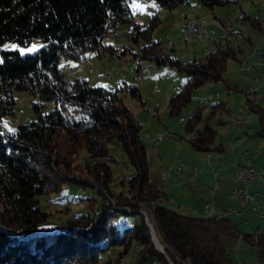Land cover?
<instances>
[{"label": "trees", "instance_id": "obj_1", "mask_svg": "<svg viewBox=\"0 0 264 264\" xmlns=\"http://www.w3.org/2000/svg\"><path fill=\"white\" fill-rule=\"evenodd\" d=\"M154 1L169 10L184 3ZM232 1L198 0L200 6L210 8ZM129 2L0 0V264H120L134 246L138 247L135 260L145 264L231 262L223 239L237 236L236 222L227 216L184 214L162 203L166 194L149 175L148 151L140 136L143 124L123 98L129 94L141 100L138 86L121 81L107 88L79 75L69 78L59 65L63 55L85 60L90 50L98 57L112 53L116 47L104 38L128 24L129 52L135 58L170 65L186 74L167 103L172 117L181 115L202 83L222 82L228 91L243 90L225 76L228 60L239 61L240 47L227 42L200 59L182 60L167 53L153 36L157 16L142 27L134 22ZM245 18L262 31L260 16L244 12ZM35 38L42 46L32 54L22 55L5 46L7 42L25 46ZM135 45L138 50H131ZM15 90L32 95L35 119L6 133L2 121L15 113ZM47 103L54 105L49 111L44 110ZM245 104L264 123L262 108L249 97ZM223 114H232L224 100L198 103L186 115L187 135L179 139L195 151L208 153L217 136L214 125L227 121ZM114 142L133 168L132 174L120 180L127 189L117 193L112 189L108 156ZM82 150L88 160L75 163ZM76 168L81 176H74ZM69 183L91 188L102 201L96 208L53 224L40 198L61 192ZM105 193L114 196V204L105 201ZM142 210L148 212L164 253L156 249ZM121 215L125 220L114 221ZM263 241L260 236L259 242Z\"/></svg>", "mask_w": 264, "mask_h": 264}, {"label": "rangeland", "instance_id": "obj_2", "mask_svg": "<svg viewBox=\"0 0 264 264\" xmlns=\"http://www.w3.org/2000/svg\"><path fill=\"white\" fill-rule=\"evenodd\" d=\"M129 4L133 9L134 22L142 27L149 24L155 15L157 16L159 21L153 29V36L165 47L167 53L175 54L182 60L194 57L200 59L216 46H225L227 42H232L234 46L242 47L247 52L250 46V43L247 42L248 38L253 40L255 47L264 52L262 26L264 22L261 19L264 17V0H234L227 5L214 6L213 8L200 6L198 0H184L183 4L171 10L160 7L154 0H130ZM243 12L252 16L257 14L260 16L261 32L251 25L248 18L242 19ZM190 23L195 25L193 27L195 33L189 32L187 29ZM201 25L203 27L199 31L198 26ZM130 26L128 24L122 25L116 32L110 33L104 38L105 43L116 47L112 53L107 51L102 57H98L95 51L90 50L85 60H76L63 55L59 59V65L69 78L79 75L93 84L104 85L107 88H114L121 81L135 83L138 86L141 100H137L129 94L123 95V98L135 117L143 124L140 132L148 151L149 175L151 180L158 182L161 172H166V167L169 164L175 161L178 163L179 156L192 151L185 139H179L180 135H187L184 127L186 115L195 109L200 100L207 105L216 100H226L229 102V107L233 108L240 101V92L231 90L228 93L222 82L202 83L195 87L192 98L181 115L172 117L167 108V103L171 93L185 80L186 74L170 65L157 66L149 60L135 58L129 52L128 47L131 45ZM33 45L37 46L36 50L29 51ZM5 46L10 49H18L20 54L26 55L35 53L42 46V41L35 38L25 46L13 42H7ZM131 50H138V46L135 45ZM238 65L237 60H228L226 74L231 77L233 75L240 76L241 73L237 70ZM106 71H111L112 76H106ZM14 96L16 99L15 113L5 116L2 121V128L6 133H11L19 124L35 119V113L32 109V102L34 101L32 95L26 90H15ZM53 107L52 103H47L44 110L49 111ZM233 114H223V117L230 116L231 119ZM147 132L151 136L149 139L145 136ZM155 138L156 144L152 142ZM216 141H218V137ZM111 147L108 156L111 157L109 164L113 172L112 189L117 193L127 189L120 185V180L132 174L133 168L115 142L112 143ZM192 152L200 153L194 152V150ZM177 154L178 159L175 160ZM207 159L209 161V156ZM87 160V152L82 150L75 163L79 164ZM216 173L215 170L214 175ZM74 176H81L80 169L76 168ZM92 196H96L97 200L91 199ZM103 198L109 203H115L114 196L108 193H105ZM101 201L102 198L91 188L73 183L64 185L59 193H51L40 198L41 207L51 213L50 221H53V224L65 222L76 212L96 208ZM176 208L173 207L177 210ZM142 212L148 224L153 227L149 222L148 212L145 210ZM122 220H125L122 215L114 219L120 223ZM255 236L258 239L260 236H252V240L257 243L254 240ZM155 237L159 240L156 232ZM159 244L163 247L160 240ZM235 244L239 245V243L236 242L233 245L235 248H239ZM137 250L138 247H132L120 264H145L135 260ZM110 256L113 255L110 254ZM170 262L173 264L171 260H169ZM238 264H247V262Z\"/></svg>", "mask_w": 264, "mask_h": 264}, {"label": "crops", "instance_id": "obj_3", "mask_svg": "<svg viewBox=\"0 0 264 264\" xmlns=\"http://www.w3.org/2000/svg\"><path fill=\"white\" fill-rule=\"evenodd\" d=\"M247 42L250 43L247 52L240 47L242 53L237 61L239 64L237 70L241 75L231 77L225 73L232 83L243 89L236 90L240 92V101L231 108V111L234 113L243 108V105H246V98L249 97L254 105L262 108L264 114V52L255 47L250 38ZM241 65H245V68L240 69ZM226 102L229 106V102ZM199 103L204 102L200 100ZM242 115L247 122L244 128L232 124L230 116L224 118L227 120L225 123L214 125L218 141L215 138L213 146L208 151L209 161L207 152L196 154L190 149L191 152L179 156L178 163L175 161L169 164L166 172H161L158 182L152 181L165 192L166 196L162 203L166 206L169 205L172 209L177 207L178 212L199 217L226 212L227 217L238 224L240 232L237 236L223 239L231 257L229 264L241 262L264 264V241L256 243L252 240L253 235L264 236V221L259 214H264V187L260 180H254L248 187L251 198L245 203L242 212L236 214L233 211L236 201L232 198L231 192L236 185V165L254 162L253 166L260 172V178L264 182V123H261L257 114L247 106L243 109ZM145 136L148 139L151 137L148 132ZM155 140L156 138L152 140L154 144ZM176 159L178 154L175 156ZM206 203L209 204L208 208L205 207ZM236 242L239 243V248L233 246Z\"/></svg>", "mask_w": 264, "mask_h": 264}, {"label": "built area", "instance_id": "obj_4", "mask_svg": "<svg viewBox=\"0 0 264 264\" xmlns=\"http://www.w3.org/2000/svg\"><path fill=\"white\" fill-rule=\"evenodd\" d=\"M187 28L193 29L192 23L188 24ZM201 29H202V26H201ZM244 68H245V65H242L240 67V69H244ZM105 75L111 77L112 73L111 71H106ZM245 108H246V105H243V108H241L237 112H234V121L232 123H238V127L240 128H244L247 125L246 119L242 115V111ZM253 163L254 162H248L246 165H236L235 166L238 172V190L232 191L231 196L236 201V206L233 209V211L236 214H240L242 212L245 203L248 201L249 198H251V194L248 191V187L252 184L254 180H260L261 185L264 187V182L260 178V172L254 168ZM205 207L208 208L209 204L206 203ZM259 214L264 221V214L263 213H259ZM220 216L226 217V212H222ZM254 240L258 242L259 239L258 237L255 236ZM235 246H239V245L235 244Z\"/></svg>", "mask_w": 264, "mask_h": 264}, {"label": "bare ground", "instance_id": "obj_5", "mask_svg": "<svg viewBox=\"0 0 264 264\" xmlns=\"http://www.w3.org/2000/svg\"><path fill=\"white\" fill-rule=\"evenodd\" d=\"M261 19H262V22H264V17H261ZM195 25H193L192 24V28L194 27ZM202 27H203V25H201ZM201 26H198V29L200 30L201 29ZM262 26H263V32H264V24H262ZM187 29H189V32H194L195 33V31L193 30V29H191V28H187ZM195 30H196V28H194ZM231 123L234 121V114L232 115V117H231ZM232 124H234V125H236V126H238V123H232ZM158 140V139H157ZM211 153V152H210ZM208 154V156H209V153H207ZM209 159H210V157H209ZM238 190V172H237V170H236V185L234 186V188H233V191H237ZM221 215V214H220ZM219 215V216H220ZM227 216V215H226ZM156 238V237H155ZM155 242H156V245L158 246V247H161L160 246V244H159V240L156 238V240H155Z\"/></svg>", "mask_w": 264, "mask_h": 264}, {"label": "water", "instance_id": "obj_6", "mask_svg": "<svg viewBox=\"0 0 264 264\" xmlns=\"http://www.w3.org/2000/svg\"><path fill=\"white\" fill-rule=\"evenodd\" d=\"M142 213H143V212H142ZM149 226H150V229H151L152 240H153V242H154V245H155L156 249H158L159 251H161V252L164 253V249H163V247H158V246L156 245V242H155L156 238H155V232H154V229H153V227H152L150 224H149ZM170 264H172V263L170 262Z\"/></svg>", "mask_w": 264, "mask_h": 264}, {"label": "snow or ice", "instance_id": "obj_7", "mask_svg": "<svg viewBox=\"0 0 264 264\" xmlns=\"http://www.w3.org/2000/svg\"><path fill=\"white\" fill-rule=\"evenodd\" d=\"M13 47H15V46H13ZM36 47H37L36 45H33L32 48L29 49V51H35V50H36ZM21 51H22V53H23V50H21Z\"/></svg>", "mask_w": 264, "mask_h": 264}]
</instances>
